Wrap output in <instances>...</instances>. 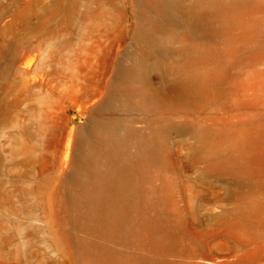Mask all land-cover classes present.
<instances>
[{"label":"rangeland","instance_id":"1","mask_svg":"<svg viewBox=\"0 0 264 264\" xmlns=\"http://www.w3.org/2000/svg\"><path fill=\"white\" fill-rule=\"evenodd\" d=\"M139 54L152 107L102 115L157 132L158 153L129 148L118 233L84 220L68 175L78 129ZM232 132L247 157L222 170ZM111 258L264 264V0H0V264Z\"/></svg>","mask_w":264,"mask_h":264},{"label":"bare ground","instance_id":"2","mask_svg":"<svg viewBox=\"0 0 264 264\" xmlns=\"http://www.w3.org/2000/svg\"><path fill=\"white\" fill-rule=\"evenodd\" d=\"M172 2L165 4L167 13L173 11ZM142 37L143 33L140 34V38ZM147 68L141 54L131 64L119 68L111 94L104 100H98L90 109V116L86 124L78 129L72 148L73 167L68 175V181L76 189L71 196L72 205L85 208L84 220L87 223L96 221L112 227L118 233L126 231L125 219L121 216L123 212L119 210V206L134 199L136 194V177L129 148L135 147L139 153L155 157L158 153V133L142 136L127 127L121 119L105 117L102 113L113 109L115 101L122 109L136 106L150 109L152 95L147 83ZM185 87L190 91L195 84ZM232 133L230 154L225 156L221 150L218 160V167L222 170L238 169L247 157L248 140H244L242 132ZM67 149L69 151V144ZM116 262L111 258L104 264Z\"/></svg>","mask_w":264,"mask_h":264}]
</instances>
